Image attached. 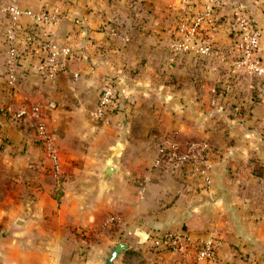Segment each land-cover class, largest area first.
Instances as JSON below:
<instances>
[{
  "label": "crops",
  "instance_id": "0c3cea01",
  "mask_svg": "<svg viewBox=\"0 0 264 264\" xmlns=\"http://www.w3.org/2000/svg\"><path fill=\"white\" fill-rule=\"evenodd\" d=\"M223 1L214 54L194 58L168 47L177 0H17L32 12L57 7L51 38L74 56L46 80L36 55L20 47L14 90L0 10V264H103L115 241L127 249L112 264H191L152 244L170 236L219 240L216 260L200 264H264V174L252 172L264 156V75L232 80L226 28L230 6L243 4L264 62V0ZM20 25L36 32L26 17ZM108 80L118 107L102 122L92 112ZM35 103L44 106L56 177L31 127L12 117ZM166 141L208 144V186L156 164Z\"/></svg>",
  "mask_w": 264,
  "mask_h": 264
},
{
  "label": "built area",
  "instance_id": "2783aa9c",
  "mask_svg": "<svg viewBox=\"0 0 264 264\" xmlns=\"http://www.w3.org/2000/svg\"><path fill=\"white\" fill-rule=\"evenodd\" d=\"M179 20L169 30L170 40L168 47L175 55L192 54L208 56L214 54L213 37L221 28L222 22L218 13L225 7L223 0H204L201 9H189L190 0H177ZM6 14L7 24L4 30L6 42L5 79L10 89H15L17 83V62L19 49L27 46L39 60L37 70L46 80H53L56 75L65 69L67 62L73 58L74 52L69 45L61 44L51 38V30L57 27L61 13L57 7L51 10L44 7L37 12L18 7L17 0H9L8 4L0 7ZM26 17L31 21L33 30L22 29L20 20ZM233 44L230 66L232 73L245 76L264 75V62L257 56L260 31L253 24L250 13L241 3L230 6L226 25ZM118 107V99L112 81L108 80L102 87L92 116L106 122V113ZM12 117L27 123L46 159L49 162V171L53 176L59 174L57 152L50 136L46 133L44 122V106L38 103L21 106L14 111ZM209 149L205 141L188 142L181 145L177 142H165L157 153L156 164L164 163L175 172L186 171L199 177L204 186L210 183V163L207 155ZM111 218L108 219L110 221ZM152 244L160 251L170 252L189 259L191 264L213 262L217 258L220 241L210 237L200 244H192L187 238L170 236L162 241L153 240Z\"/></svg>",
  "mask_w": 264,
  "mask_h": 264
},
{
  "label": "water",
  "instance_id": "95a60500",
  "mask_svg": "<svg viewBox=\"0 0 264 264\" xmlns=\"http://www.w3.org/2000/svg\"><path fill=\"white\" fill-rule=\"evenodd\" d=\"M110 169H106L105 172H108ZM104 172V174H105ZM127 249V245L121 241H115L112 243L111 247L108 249L103 264H112V261L117 258V256Z\"/></svg>",
  "mask_w": 264,
  "mask_h": 264
},
{
  "label": "trees",
  "instance_id": "16d2710c",
  "mask_svg": "<svg viewBox=\"0 0 264 264\" xmlns=\"http://www.w3.org/2000/svg\"><path fill=\"white\" fill-rule=\"evenodd\" d=\"M185 55H188V54H183L182 56H185ZM199 57V56H198ZM203 57V56H202ZM201 57V58H202ZM194 58H197V56L195 57L194 55ZM237 75H233L231 78H233V80H237L241 77L239 73H236ZM234 106V105H233ZM209 151V149H208ZM208 151L206 152L207 155H208ZM209 158V157H208ZM254 160V159H252ZM252 172L254 174H259V175H263L264 174V156L263 157H259L257 158V161L254 163V166L252 167ZM166 237L162 238V239H165Z\"/></svg>",
  "mask_w": 264,
  "mask_h": 264
},
{
  "label": "rangeland",
  "instance_id": "374dc122",
  "mask_svg": "<svg viewBox=\"0 0 264 264\" xmlns=\"http://www.w3.org/2000/svg\"><path fill=\"white\" fill-rule=\"evenodd\" d=\"M188 65H190V66H192V62L190 61V60H187L186 61V66H188ZM189 69V68H188ZM187 72V71H186ZM230 74V73H229ZM230 76H233V74H230ZM233 80V79H232ZM166 142H171V141H166ZM172 142H174V141H172ZM191 142H193V141H191ZM109 219V218H108ZM108 219H107V221H106V223H111V220L110 221H108ZM83 231H80V233H82Z\"/></svg>",
  "mask_w": 264,
  "mask_h": 264
}]
</instances>
